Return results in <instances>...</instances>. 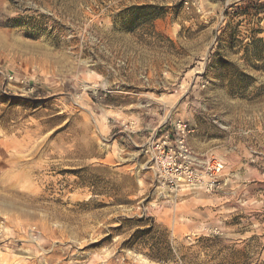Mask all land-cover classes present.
<instances>
[{"label":"rangeland","instance_id":"obj_1","mask_svg":"<svg viewBox=\"0 0 264 264\" xmlns=\"http://www.w3.org/2000/svg\"><path fill=\"white\" fill-rule=\"evenodd\" d=\"M0 264H264V0H0Z\"/></svg>","mask_w":264,"mask_h":264},{"label":"built area","instance_id":"obj_2","mask_svg":"<svg viewBox=\"0 0 264 264\" xmlns=\"http://www.w3.org/2000/svg\"><path fill=\"white\" fill-rule=\"evenodd\" d=\"M183 131H184V130H183ZM183 133H184V132H183ZM178 143H179V148H180L183 152L186 153V152H187V149H186V146H185V144H184V140H183V139H182V140H179ZM189 174H190V177L193 178V181L198 180L196 174H194L193 172H190ZM199 181H200V180H198V182H199Z\"/></svg>","mask_w":264,"mask_h":264}]
</instances>
